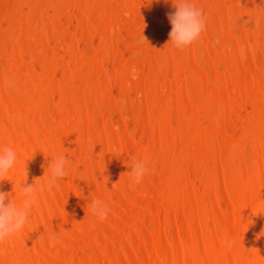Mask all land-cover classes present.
<instances>
[{
  "label": "bare ground",
  "instance_id": "obj_1",
  "mask_svg": "<svg viewBox=\"0 0 264 264\" xmlns=\"http://www.w3.org/2000/svg\"><path fill=\"white\" fill-rule=\"evenodd\" d=\"M42 1L0 0V145L17 153L0 191L38 193L0 264H233L244 243L264 264V0H192L206 27L184 49L175 0L112 15L70 0L58 16ZM59 154L68 176L41 192ZM137 159L149 172L130 189Z\"/></svg>",
  "mask_w": 264,
  "mask_h": 264
},
{
  "label": "clouds",
  "instance_id": "obj_2",
  "mask_svg": "<svg viewBox=\"0 0 264 264\" xmlns=\"http://www.w3.org/2000/svg\"><path fill=\"white\" fill-rule=\"evenodd\" d=\"M174 7L176 9L175 12L168 15L172 25L169 33V43L176 49H184L198 40L201 33L205 30L206 21L202 10L197 8L192 3V0H175ZM142 40L146 41L143 35ZM131 71L132 78H138L137 69L133 67ZM16 161L17 153L15 150L11 147L0 145V178L7 176ZM72 162L65 154H59L52 158L47 167V182L40 185V191H51L57 186L59 181L65 179L68 176V168ZM129 168L131 169L127 172L130 177L129 188L135 189L137 185L142 183L149 169L145 161L139 159L133 160ZM20 191L24 198L20 205H17L9 193L0 191V244H3L6 239L16 235L25 227L29 222L33 207L38 205V193L35 183L27 184L25 180L20 185ZM89 208L92 214L100 221L107 219L109 208L104 200L100 198L92 199ZM59 243H61L59 234L52 232L49 236L50 246L54 247ZM224 243L230 245L228 240H225Z\"/></svg>",
  "mask_w": 264,
  "mask_h": 264
},
{
  "label": "rangeland",
  "instance_id": "obj_3",
  "mask_svg": "<svg viewBox=\"0 0 264 264\" xmlns=\"http://www.w3.org/2000/svg\"><path fill=\"white\" fill-rule=\"evenodd\" d=\"M69 1L70 0H68V1L67 0H61V1L60 0H43L42 1L43 2V9L46 13H52L53 11H56V15L58 16L59 14H61V12H63V10L65 9L64 7H67V5H69L68 4ZM101 1H103V3L105 5H107V12L110 10L108 12V14L111 13V15L113 14V12L116 13L120 9L121 3L123 2L121 0H117V1L116 0H109V1L108 0H101ZM46 3H47V5H46ZM110 3H114V4H110ZM114 8H116V9H114ZM112 9H114L115 11ZM45 12H43V13L46 14ZM164 25H165V23H163V25H162L161 32L164 31V27H163ZM72 152H74V144L70 145L68 148V153H72ZM171 196H172V194H171ZM244 245H245V243L242 244V247L235 249L236 251H234V252L236 254L234 253L233 254L234 257L232 258L233 264H245V262L243 261L245 257H248L249 260H251L250 258H252V251H250V252L244 251L245 253L242 252ZM240 252H242V253H240ZM252 261H254V260H252Z\"/></svg>",
  "mask_w": 264,
  "mask_h": 264
}]
</instances>
